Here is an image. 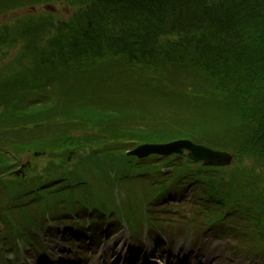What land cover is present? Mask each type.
Returning <instances> with one entry per match:
<instances>
[{
	"label": "rangeland",
	"instance_id": "1",
	"mask_svg": "<svg viewBox=\"0 0 264 264\" xmlns=\"http://www.w3.org/2000/svg\"><path fill=\"white\" fill-rule=\"evenodd\" d=\"M89 1L0 0V264H264V239L252 219L264 209V152L249 146L242 100L197 68L163 58L179 59L185 49L169 41L175 36L152 43L154 54L142 62L114 55L73 61L68 46L61 55L54 47L68 34L63 26L70 28ZM48 48L56 53L42 59L37 52ZM38 98L50 100L53 119L20 126L34 117L14 112L22 100ZM176 141L231 159L205 164L188 148L164 157L131 154ZM184 155L191 168L177 186L169 163ZM60 195L85 205L46 210L56 221L45 222L39 204ZM117 209L120 219L107 220ZM17 227L33 241L27 250L23 239L13 240Z\"/></svg>",
	"mask_w": 264,
	"mask_h": 264
},
{
	"label": "trees",
	"instance_id": "2",
	"mask_svg": "<svg viewBox=\"0 0 264 264\" xmlns=\"http://www.w3.org/2000/svg\"><path fill=\"white\" fill-rule=\"evenodd\" d=\"M84 6L72 21L75 29L70 31L72 26L66 29L63 26V32L66 30L68 34L63 33L54 50L58 49L63 55L68 46L71 59L79 62L86 59L95 62L107 55L129 56L142 62L147 55L154 54L152 43L159 44L175 36V40L169 41L180 43L186 50L178 52L179 59H172L170 53H162L163 58L167 57L172 64L197 68L236 103L242 100L237 107L241 108V117L251 128L249 146L264 152V140L260 142V134L264 133V0H90ZM60 27L57 30L60 31ZM48 50L37 54L46 60L56 53ZM239 60L243 62L234 65V61ZM62 65L64 70L70 69L66 58ZM39 99L22 100L19 111L14 113L21 119L30 116L34 119L23 120L20 126L53 119V112L48 111L50 100ZM161 138L166 140L162 135ZM184 156L182 160L173 157L169 163L171 171L167 175L171 184L180 185L182 177L188 175L184 171L191 168V161ZM61 201H65L70 210L76 207L74 200L58 197L57 202L49 203V208L56 211ZM259 213L253 214L258 218L252 217L254 230L264 239V209ZM16 230V236L26 233L18 227Z\"/></svg>",
	"mask_w": 264,
	"mask_h": 264
},
{
	"label": "water",
	"instance_id": "3",
	"mask_svg": "<svg viewBox=\"0 0 264 264\" xmlns=\"http://www.w3.org/2000/svg\"><path fill=\"white\" fill-rule=\"evenodd\" d=\"M184 148L190 150L189 155L191 158L196 160L202 159L205 161V164L225 165L228 163L229 159H231V156L227 153L213 151L204 146L195 145L189 141H176L171 144H147L131 151V154L138 155L139 157H145L151 153L167 155L176 151L181 152Z\"/></svg>",
	"mask_w": 264,
	"mask_h": 264
},
{
	"label": "bare ground",
	"instance_id": "4",
	"mask_svg": "<svg viewBox=\"0 0 264 264\" xmlns=\"http://www.w3.org/2000/svg\"><path fill=\"white\" fill-rule=\"evenodd\" d=\"M48 221H49L48 219L45 220V222H47V223H48Z\"/></svg>",
	"mask_w": 264,
	"mask_h": 264
}]
</instances>
